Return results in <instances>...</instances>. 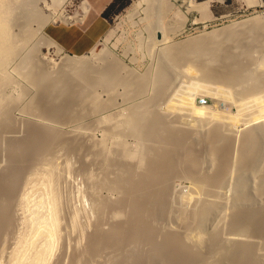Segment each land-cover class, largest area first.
I'll use <instances>...</instances> for the list:
<instances>
[{"label": "rangeland", "instance_id": "374dc122", "mask_svg": "<svg viewBox=\"0 0 264 264\" xmlns=\"http://www.w3.org/2000/svg\"><path fill=\"white\" fill-rule=\"evenodd\" d=\"M7 1L8 2L10 1L9 3L13 4L12 0H6V3H8ZM127 1H126L125 6L122 9H118L117 7H115L113 10H111V12L109 13V17H110L109 29L106 32V34L95 45V47H93L94 48L93 51H95L94 53H99L100 51H102V54H103V55L101 54L102 57L101 56L98 57L97 55L94 56L92 53V50H90L87 54H84L81 56H73V55H70L69 53L65 52L60 47H59V49H61V50L59 51L58 48H56L55 46H53L51 44H49L48 46H46V45H43V47L41 46V49H39L40 52L33 50L30 53V55H27L28 54V48L33 46L34 42L36 43V40H38L39 37L44 36L45 40H47V41L51 40L50 38H48L44 34V32H43L44 28H43L41 31H39L37 33V35L34 36V38H33L34 40L32 39L31 44H29L28 47H25L26 49L24 47H22L20 51H17V52H15V55L14 54L12 55V58L11 57L9 58L8 64L6 66V72L8 73L10 80L7 82V86L5 84V86L2 87L1 93H3V94L0 93V95H1L0 99L1 100H3L2 99L4 97L3 95H5V97H6V100L4 101L6 103V105H4L5 104L4 102H3L4 104L2 103L3 109L5 108L4 109L5 112L3 111L4 113H2V115L0 116V118H2V119H0V125H1L0 126L1 127L0 133H1L2 128L4 129L3 125L6 126V124H7V127H5L4 130H2L3 131L2 133L4 134V132H5V135L8 134V137L6 135L7 138L4 135H3L4 137H2L3 139L5 138L4 139L5 141H7L6 143H4V145L2 144V146H1V143L4 140L3 141L0 140V149L3 151L2 152L0 150V153H2V154H0V166H1L0 176L3 174L5 176L6 174L9 173V172L8 173L6 172V168H5L7 166L5 161H8V159L6 157L7 156L6 153L8 151L12 152V153L14 152L15 156L16 155L20 156L22 154L23 156L22 155L21 156L25 157L30 152V150H29L30 147L35 143V145L33 146V150H36V148H40V150H43L44 152L43 153L39 152V155H41V156L36 155L37 160L33 159L34 162L33 163L31 162L32 166L30 164H29L28 168L23 166L24 169L23 168L21 169V171H23L21 174H19V172H21V171H19V172L16 171L15 173H18L19 176L15 175L14 176L15 178L14 177L11 178L12 177L11 173H9V176L8 175L6 176V178L7 177L9 178L11 176L10 177L11 179H8L9 181H7V184L4 182L5 183L4 185L6 187H9L10 185L13 184V186H15V187L13 188L12 192L8 193L9 194L8 196H10V197H7V201L6 200L4 201V199H6L5 197H3L4 195L2 197H0V201H1L0 202V209H1L0 211H3L5 214V215H3L1 213V215L6 216L8 214L6 217H9V218L11 217L10 220L8 221V226H10L9 229L7 228L8 227L7 226L5 228L7 231L4 229V231H5V232H3L4 234L0 233V264H12L13 261H11V259L14 260L13 256H16L14 254L18 255L20 253V251H21L20 254L26 253V251L28 250V249H26L27 243L29 244L27 248L30 249V250H28L30 252L27 251L28 256L30 255L29 258H28V256H27V258L30 261L32 260L31 257L34 258V256H33L34 252L36 253V251H37V249H39L40 245L44 244L43 241L45 242V239H43V238H45V237H43L41 239L40 236H42V235L37 236V234H35V230H33V228L35 229V227L32 226L35 224L33 223L34 221H31V220H32V218L36 217V215L40 216L42 214L44 216V215L48 214L49 213L48 210L50 211V209H51L50 207H52V205H53V204H51L53 198H54L53 200L57 201L55 203L57 204L56 208H58V210H57L58 211L57 212V214H58L57 215V221H59V222H57V225H56L57 228L55 227L57 229V232L55 229V235H54L53 244H52L53 249L50 253V256L51 255L52 256L50 257L48 255L49 257H47L46 262H44V264H72V263L73 264L74 263H76V264H108L109 263V264H111L110 257L113 258L112 253H111V256L106 255V254H110V253H107L108 251L106 250L107 251L106 253L103 254L102 253L103 251H102V252H100L101 253L100 256L98 255L95 258V255H93L92 257H94V258H92L90 256L91 255L90 253H92V252H90V253L88 252L90 254L88 256V253H87L88 250L86 249V247H88V249H90L88 246V245H90L89 240L94 236V234L96 232H98L96 234L100 233V235H102V236H103V234L106 233L107 237L110 236L112 238V232H110L111 235L109 233V231L114 228V227L112 228V225L115 226V224H117L119 222L122 223L125 221V219H127L126 214L123 215L124 217H126L125 219L123 216H122L123 218L118 219V217H115L109 213H107V214L104 213L102 216V215L97 213V211L94 208V206H95L94 204L97 200L98 201L103 200V202H106L107 200L113 201V199H114L116 202V198L117 199L122 198V197L121 198L118 197L119 193H113V191L111 189H110L111 190L110 191L109 189L106 188V186L104 187L103 183H104V181L105 182L110 181L111 179H112L111 182L114 181L115 178L120 175V174H118L117 170L119 172H121L123 169L124 170L127 169L126 168V165H127L126 162L130 163V161L132 162V160H133V163L136 162L135 158H131L129 160L125 159L126 162L124 161V159H122V157L120 158V155L117 152L120 153L121 148L119 145L116 144L115 141H118V139L122 138L124 143H125V141H127L126 142L127 145L130 144V145H128V148L130 147L132 150L137 149V146H135V143H137V139H136L137 137L132 135V133H129V135L127 133V135L124 136L125 134L123 133L124 135H122L121 132L123 130H121V129L126 127V126L124 127V122L126 123V121H125V120H127L126 116H128V114L130 113L131 108L133 106H135L136 104L137 105L140 104L141 101L143 103H145V101H148L145 104L153 102L152 105L154 108L152 107V111H151L152 116H151V113H150V116L154 117V118H155V116H156V118H158V116H161V117L164 116L163 118H164L165 124H161V125H163V128H165V125L167 123V125H169L171 127L177 126V128L175 127L176 129L174 128L175 130L181 131L182 133L187 135V137L189 139V141L187 139V144H186L187 147L188 148L189 147L194 148V149H192V151L193 150L195 151L193 156L197 157V158L194 157V159L198 160L200 157V159L202 161L201 164L203 163L202 166L204 168L203 169L202 166L200 165V161H199L200 159L198 160L199 163L197 161H196L197 163L193 162L194 165H193V163L191 164L188 162L187 163L188 165L186 164V167L188 169H190L191 172H192V170H194L195 173L197 171V173L200 174V175L197 174L198 175L197 176L193 172V174H195V176L197 178L195 177L193 179L194 181L193 180L191 181V179L189 177H187V179L185 180L186 176L180 174L183 172L184 168L180 167V166H178L179 168L177 167L178 172L177 173L175 172L177 175H175V177H173V181H170V184H171V182H173V184L170 185L171 189L169 188V193H171L172 195L168 194L169 200L171 199L170 200L171 202L169 201L170 206L174 211H171L172 213H170V219H169V213H168V216L164 217V219H162L163 218L162 217L159 220H157V221H161L163 223L162 224L161 222H157L158 227H157V223H156V228H157V231L159 232L158 237H157L158 240H159V238L161 239V237L164 235L163 233H165V234L169 233V231L171 232V230L176 231L178 229L179 231H176V233L179 232V234L180 233L182 234V232L184 231V230H182L183 229L182 227H184L183 221H184V225L189 221L187 218L188 217L187 215H190L189 212L191 213V209L194 208V206H195V202H193V201H191V203L184 201V197L182 195H184V196L188 195L189 191L191 193L193 191L192 189H195L196 180L202 179V175L204 176V175H208L210 173L212 174V170L214 171V169H215V167L214 166L212 167L211 165H216V162L213 163L215 160H213V158H210V156L206 157L208 155L207 151H206L207 149L204 150L206 148V145H203L206 142L205 139H203V138L205 136L207 137V133H209L212 130V127H214L213 126L214 122L211 121L210 119L206 120V118H202L200 120L197 119L195 121H192L191 119H189L190 117L187 118L186 115H184L182 113L178 112V114H177L176 111L174 113V111H172V110H170V111H172V112H170L169 109H167L166 104L169 101L175 103V100H173V99H174V97H175V99H177L178 96L176 98V95H178L180 92L185 91V93L187 94L190 92L194 93L195 92L194 90H196V93L199 92V94H197L195 97V103L198 106L212 107L213 110H220V111L224 110L225 113H228V114L230 113L231 115H237L238 111H236V109H237V107L239 109L238 104L240 102H243L246 104V102H247L246 99H245L246 102H244L245 100H242V101H240V99L237 100L238 96H241V98L244 97L243 94L246 92V91H244L246 82H243L240 85L235 84V85H238L237 87L235 85H233V87H236V88L232 87V93H231V90H229V89H231V87L224 86V88L226 87L228 89L227 91H224L225 89L223 88V85H221V84L219 85L217 82L218 80H216L215 77H218L219 76L218 74H220V72L223 75L229 74V73L230 74L232 73L234 75L237 72L241 73L242 71H240V69H242V70L246 69L247 66L252 65V63H255L257 61L256 55H258L257 48L260 46L259 44H264V39L262 38L260 40L261 43H259V44L256 43L257 40H256V37L254 36L256 34V32H254V34L253 33H247V32H246L247 34L242 33L241 35H238L236 37V39L234 37L233 39H230V40H224L221 37L214 38L213 36L215 35V33L220 34L222 32L224 33V31L225 32L228 31L229 29H233V28H235V25H237V23L240 24V21L241 22L246 21L247 19H250L251 17H253L257 14H260V12L264 9V7L263 8L247 7L242 0H224L222 3H213L210 8L205 9V11L199 15L198 13L193 12V11L188 12L187 5L183 4V2H181L182 0H172L175 3L176 8H179V9L174 8V9H176L175 13L177 12V13H179L178 15H181V16H179V18L183 17V16H184V18L183 19L178 18L179 19V21H178V19H175L178 16H175V13L172 15L173 12L170 13L168 16L169 18L168 17L166 18L165 23L167 24V29L168 30L171 29L170 32L173 29L175 31L171 32L172 34L169 32L168 41L160 42L161 44L160 43L159 44L158 43L152 44V40L150 38L151 32H149L150 30H148L149 27L147 24L149 21V20H147L148 10H146V11L143 10L146 8V5L145 4L142 5L131 15V11H132L131 8L134 6L133 2H135L136 0H127ZM197 1H203V0H197ZM82 2H84V1L83 0H66V2L64 4H62V6L58 7L55 10L54 14H52L49 18H47V19H50L52 17L46 23V25L48 23H52V22L75 23V22L81 21L84 14L86 13V11H84V9H83V4H81ZM20 13L23 14L25 12L21 11L19 8L14 10V17L13 18H16V19H13L14 21H12V25H13L12 27H13L14 33L19 32V29H21V27H22V26H20V25H22L21 24L22 17L20 16L21 15ZM66 15L68 17H70L69 18L70 20L69 19L68 20L63 19L64 16H66ZM170 15L173 17L175 16L174 17L175 20L172 19L173 17L171 18ZM167 19H168V21H167ZM182 20H185V21H182ZM142 21H146L147 23L142 22ZM175 21L178 23L179 22L180 23L182 22V23L181 24L180 23L174 24L173 22H175ZM14 22H16V23H14ZM169 22H170V25H169ZM171 23H173V24H171ZM145 25H147V26H145ZM171 25H172V27L174 26L173 29L170 28ZM18 26H20V27H18ZM250 35L251 36L253 35V37H251ZM156 37H157V35H156ZM197 39L206 41L205 42L206 46L204 47L205 49L202 50V52H200L194 56H193V54L188 56L190 53L189 54L185 53V57H186L185 58L184 54H183L184 52H183L182 53L183 56L180 55V56H182V58H179V56L174 57V59H176L177 61L178 60H180V61L176 62V60H175V62H174L173 70H172L171 77H170V80L171 79L172 80L168 81L167 86L165 87L163 92H161L160 94L155 90H154L155 92L152 91L153 87L155 86V85L154 86L152 85V82L155 83V79L153 78V76L156 78L155 75H157V74L155 72H158L157 70L159 68V63H160L159 61H160L162 50H164L165 48H168L169 45L175 46V45H178L182 42H190L191 43ZM207 39H209V40L207 41ZM213 40H215V41H213ZM229 43H231V44H229ZM247 44H248V46H247ZM245 45H246V47H245ZM224 52H225V54H224ZM36 53H37V55L33 56ZM38 53H39V55H38ZM209 54H211V55H209ZM177 55H179V54H177ZM231 55H232V57H231ZM30 56L34 60H35L34 57H36V56H39L42 58L41 59L42 61L40 60L41 62H39L41 68L38 66L39 65L38 61H37V63L32 64L33 61L31 59H29ZM65 56L71 57L73 59H77L76 57H82L83 59H88V60H90V62L92 64L91 65L92 69H94V68L95 69L91 70L90 71L91 73L89 72V75L84 74V73L81 74V72L76 71V70H64L63 67L62 68L60 67L59 60H60V58H63ZM235 57H237V58H235ZM99 58L102 60H100ZM28 59H29V63L31 61V64H32V65L28 64L29 67L26 65L27 64L26 62H28L27 61ZM181 59H182V61H181ZM218 59L223 63H221ZM229 59L231 60V62ZM111 60L114 62V64ZM9 62H10V64H9ZM34 62H36V60ZM23 63H24V67H23ZM41 63H43L44 65ZM34 64H36V65H34ZM234 64H235V66H234ZM110 65H112V66H110ZM223 65H224V67H223ZM100 67H102V68H100ZM244 67H246V68H244ZM97 69H98V71L104 70V71H102V75L96 74ZM197 69H198V71H197ZM200 69H201V71H200ZM226 69H229V70L227 71ZM17 71H20V72H17ZM67 71L69 73L70 72L71 73L69 74V73H67ZM211 71H213V72H211ZM73 72H75V73H73ZM149 72H150V75H149ZM189 73L190 74L192 73L191 74L192 77L190 76ZM256 73L254 74L255 76H257ZM258 73L260 74L261 71L259 70ZM144 74L148 77L146 78ZM85 76H87V77H85ZM149 76H150V78H149ZM220 76H222V75H220ZM139 77L142 79H140ZM42 78H44V79L42 80ZM145 78H146V80H145ZM135 79L138 81H136ZM147 79H148V81H147ZM203 79H204V81H201ZM141 80H142L143 84L146 83L144 85L145 86L144 91L143 92H137L136 87L139 86V83H140L139 81H141ZM179 80H181V81H179ZM209 80L210 81L212 80V84L209 83L210 82ZM42 81H43V83H42ZM108 81H110V82H108ZM104 82H106V83H104ZM130 82H131V84H130ZM192 82H193V84H192ZM253 82L251 80L248 82V84L250 85V83L252 84ZM90 83H93V85H94L93 91L91 92L92 94L90 92H88L89 90H84L85 88L87 89V86ZM199 83H201V84H199ZM204 83H207L209 85L211 84V86H213L214 89H217V91L221 90L222 93L219 94L220 96H218V97L216 96L215 98L208 97L206 95V91H205V93H203V95H201L202 94L201 92L204 90V86H202V84H204ZM82 84H83V86L85 85L84 88H83V86L81 87ZM111 84H113V85H111ZM121 84L123 87H129L130 89L129 88L124 89L121 86ZM193 85H194V87H193ZM252 85H250V86H252ZM195 86H196V88H195ZM201 87H203L202 88L203 90H200ZM242 87H243V89H242ZM249 87H247V90L251 91L252 88L250 89ZM40 88H42V89H40ZM218 88H223L224 90L218 89ZM171 89H172V91H171ZM233 89H234V92H233ZM127 90H128V92H127ZM237 90H239V91H237ZM86 91L88 93H86ZM134 91H136V93ZM42 93H44V94H42ZM133 93H135L136 95ZM141 93H142V95L140 96L139 94H141ZM143 93H144V95H143ZM124 94H126V95H124ZM246 94H247V92H246ZM134 95H135V97H133ZM173 95H174V97H173ZM116 96H117V98H116ZM157 96L160 97L161 99L158 100ZM5 97H4V99H5ZM155 97H157V98H155ZM94 98H98V99H94ZM165 98H167V99H165ZM171 98H173V99H171ZM150 99H152V102H150ZM154 99L157 101V103H156V101L155 102L153 101ZM203 100L205 101V103H203ZM229 100H230V102H229ZM248 100H250V99H248ZM231 101L232 102L237 101L238 103L237 102L232 103ZM251 102L248 101V103L246 104L247 109H245V112L243 111V113H246V114H243L244 116H247V115L251 116L252 114H254L255 109L252 108L253 106L251 107V105H252ZM154 103H156L157 105L155 106ZM250 103H251V105H250ZM236 104H237V106H235ZM94 105L96 106V108ZM111 105H113V106H111ZM92 107H93V109H92ZM123 108H125V109H123ZM249 108L253 109L254 111H252ZM128 109H129V113H128ZM165 112H167V113L165 114ZM169 115H170V118H167V116L169 117ZM241 115L242 114H240V116H239V117H242V118H240V122L243 123V118L245 120L247 118L243 117V115L242 116ZM8 116H10V117H8ZM150 116L147 118V121H145V123L149 121L148 120L149 118L152 121H154V118H151ZM171 117H173V118H171ZM8 118H11V120ZM156 118H155V120H156ZM248 118H250V117H248ZM165 119H167V120H165ZM171 119H173V120H171ZM120 120H122V121H120ZM11 121H12V124H14V125L11 124ZM207 121H210V122H207ZM211 122L213 125H211ZM240 122H239V118H238V123H237V125H239L237 128L238 130L239 129L241 130L244 128L240 125ZM3 123H6V124H3ZM122 123H123V125H122ZM148 123H146V124L148 125ZM209 124H210L211 128L209 127ZM8 125L10 127H14V126L15 127H14V129L11 128L12 130H10ZM160 126L158 128L159 131L161 130ZM179 126H180V128H179ZM187 126H188V128H187ZM189 126L192 127V129L194 128L195 130L194 129L192 130ZM223 126H226V124L222 125L221 133H225V135H226V133L231 134L230 135L231 139H232V137H234V139H235V136H233V135H236V134L232 133V131L231 132L228 131V130H230V128H228V127L223 128ZM18 127L19 128L24 127V128L19 129ZM183 127H185V128H183ZM195 127L196 128L199 127V128L196 129ZM163 128H162V130H163ZM186 128H187V130H185ZM209 129H210V131H209ZM226 129H227V131H225ZM119 130H121V132ZM35 131H38L37 132V133H39L38 137H36L37 134L33 135L34 137L32 136V134H29V133H35ZM118 131L121 133V135ZM124 131L128 132V131H126V129ZM10 132H11V134H10ZM240 132L241 131H239V133L237 134L238 136L240 135ZM112 133H114V135H112ZM192 133H195V134H192ZM117 135L118 136L120 135L121 137L119 136L120 138H118ZM123 136H124V138H123ZM159 136H160V134H159ZM226 136H228V135H226ZM230 136H228V137L230 138ZM133 137H135V139H133ZM160 137H162V136H160ZM191 137H193V138L195 137V138L193 139ZM190 139H193V141L194 140H196V141L193 142ZM198 139H200L201 141L204 140L203 141L204 143L203 142L200 143L201 141ZM99 140H100V143H99ZM112 140H113V142H111ZM190 141L193 143H191ZM29 142H33V143H31V145H30V144H28ZM103 142H105V143H103ZM196 142L197 143L199 142L200 145L196 146V144H197ZM194 143H196V144H194ZM101 144H103V145H101ZM191 144H194L193 147ZM112 145H114V146H112ZM4 146H6V147H4ZM44 146H47L46 150H44ZM102 148L103 149L106 148L105 151H103ZM201 150H202V152H201ZM5 151H7V152H5ZM114 151H117V152H114ZM203 151H205V152H203ZM104 153H105V155H104ZM112 153L115 154V156H112L113 155ZM199 153L202 155L207 154L206 156H202V158L204 159L206 157L205 159H207V158L208 159L204 161L201 158V155ZM203 153H205V154H203ZM110 154H112V155H110ZM1 155H3V156L1 157ZM28 155H30V153ZM108 155H110L109 159H108V157H109ZM19 156H16L15 159L14 158L13 159L16 161V159H18ZM21 156H20V158H21ZM103 156H105V158ZM116 156L118 157V159H115ZM5 158H6V160H5ZM209 158H210V160L212 159V164H211V161L209 160ZM1 159H3L4 162ZM14 160H12V161H14ZM108 160H110V161H108ZM115 160L116 161L119 160L118 161L119 164H118V162H115ZM209 161H210V164H209ZM113 162L115 163L114 165H112ZM123 162H125L126 164ZM107 164L109 166H107ZM123 164H124V166H123ZM105 165H106V167H105ZM117 165H119V166L122 165L123 169L122 168L120 169V167ZM104 167L105 168L109 167V168L105 169ZM47 169L50 171L48 172ZM52 170H53V172H52ZM201 170H202V172H201ZM204 170L206 173L204 172ZM46 171L48 172V174ZM209 171H211V172L209 173ZM106 172H107V175H105ZM50 173H51V175H50ZM115 173L118 174V176ZM258 173L254 174V175H257V176L260 175V173L259 174ZM234 175H236V172ZM248 175L250 176V179L252 178V180H253V181L251 180V183H253L254 180L257 182V180L260 178L259 177L256 179L255 178L256 176L251 175V173H249V174L244 173L243 176L248 178L247 177ZM4 176H3V178L1 176L0 179L2 178V180L5 181L6 179L4 178ZM177 176H182V180H181V177H177ZM199 176H200V179H198ZM26 177H27V179H26ZM244 177H242V179H246ZM16 179L18 181H16ZM248 179H247V182L250 181ZM11 180H12V182L15 181L16 184L12 183V184L8 185V183H10ZM46 180H47V182H46ZM234 180H235V178H234ZM90 182H91V184H90ZM229 182L228 183L231 184L232 180L231 181L229 180ZM256 182H254V184ZM0 183H1V180H0ZM2 183H3V181H2ZM97 183H98V186H97ZM229 184H228L227 188H230L229 186H231L232 187L231 190H233V186L229 185ZM254 184H252V185H254ZM48 185H50V186H48ZM91 186L93 189L91 188ZM171 186H173V188ZM190 186L191 187L193 186L194 188L191 189ZM100 188L101 189L104 188V189H102V191H101ZM227 188H226V190H223L224 191L223 195H219V197H218V199L220 198V196L222 198V199L221 198L220 199L222 200L223 203L220 201V199L218 200L221 202L220 203L221 207L224 203H225V205L227 204L228 206H229V203H231V196H232L233 192H231ZM228 191H230V192H228ZM26 194H27V196H26ZM20 195H22V196L25 195L26 200L21 199L22 196L20 197ZM228 195H229V197H228ZM57 196L59 197V200H58ZM120 196H121V194H120ZM180 196H181V199H178V198H180ZM255 196L256 197L259 196V197H257V198H259L258 202H261L264 204V200L262 201V199H264V195L262 193H261V195L255 194ZM182 197H183V199H182ZM45 198H46V200H44ZM95 198H97V199H95ZM105 198H106V201H104ZM223 199H224V201H223ZM10 200H11V202H10ZM21 200L24 202H21ZM39 200H40V202L42 201L43 206L42 205L39 206V204H38ZM177 201H179V204ZM215 201H216V199H215ZM185 202L188 204H186ZM261 203H260V205H261ZM227 205H226V207L224 206V209H221V211L219 212V214H221L220 217L218 214L216 215V217L214 215V218H217V216H218L217 220L213 219V217H211L213 220V224H212L211 218L208 221L209 224L207 223V227H209V229H208V231H209L211 229L210 225L213 226V225L217 224V223L214 224V222H215L214 220H216V222H220V221L221 222L223 221L224 223L226 222L225 224L223 222L222 223L220 222L217 224V226L215 225V229H216V231L218 230V232H215L213 230L214 227H212V231H214V232H212L210 230V232L213 234L217 233L216 234L217 236L214 234L215 239L213 242H212V240L214 238L213 237L214 235L212 234L213 238L211 237V239H210L212 244L217 243V241L219 243L220 242L219 240L223 239L222 236H224V239H226V240L223 239L224 242L228 241L227 238H225V237H228V235L226 233H228L230 231L227 228V226H228L227 224H229L228 220L230 219V217L227 216L228 213H227V215H226V213H223L224 211L227 212L228 209L227 210L225 209V208H229V207H227ZM38 208L40 211L38 210ZM178 209L179 210L181 209L182 211H179ZM183 209L185 210L184 214L182 213V212H184ZM177 210H178V212H177ZM41 211H43V212H41ZM186 211H187V213H186ZM106 212H109V211H106ZM174 212H175V214L177 212V214L176 215L173 214ZM32 214L35 216H33ZM75 214H76V217H74ZM223 214L225 215V217ZM97 215H100V216H98L99 218L97 217ZM111 215L113 216V218L115 217V219H113V221H112ZM166 215H167V213H166ZM231 215H232V213H230V216ZM91 216H93V217H91ZM177 216H178V218H177ZM179 216H182V217L180 218ZM183 216L187 220H185V218H183ZM28 217H29V219H28ZM73 217L76 219V221L74 220L76 222V224H75V222L71 223L73 220L72 219ZM173 217H175V219ZM221 217L222 218L224 217V219L226 218V220L221 219ZM86 219L87 220L89 219V220L87 221ZM100 219H101V221H100ZM114 220H116V221H114ZM121 220H123V221H121ZM181 220H183V221H181ZM174 221L176 223H174ZM180 221L182 223V227H181ZM210 221H211V223H210ZM9 222H11V223H9ZM159 223H160V225H159ZM9 224H12V225H9ZM98 224H99L100 228L98 227ZM161 225H162V228H159V227H161ZM171 225H173V226H171ZM221 225H223V226H221ZM72 226H74V227H72ZM220 226H221V228H220ZM180 227H181V229H180ZM169 228H170V230H169ZM171 228H175V229H171ZM79 229H81V230H79ZM158 229L161 231H159ZM163 229H167L169 231L165 230L162 233ZM220 229H222L221 230L222 232L220 231ZM73 231H75V232H73ZM101 231L103 234L101 233ZM31 232H33V233H31ZM78 232H80V233H78ZM221 233H223L222 236H220ZM66 234H67V236H66ZM92 234H93V236H92ZM155 235L157 236L156 233H155ZM218 235L221 238H218L219 237ZM86 236L87 237L91 236V238L90 237L87 238ZM230 237H231V235L228 238H230ZM21 238L24 240H22ZM216 238H217V240H216ZM57 239L59 242L57 241ZM243 239L244 238H242L240 240L245 241ZM26 240H27V242H26ZM28 240H32V241L29 242ZM223 240H221V242H223ZM246 241H247V239H246ZM22 242L24 243V245ZM31 242H33V243H31ZM30 243H31V247L33 246L32 248L30 247ZM208 243L210 244V242H207V244ZM231 243L233 244V241H231ZM223 244L226 246L227 242H226V244L225 243H223ZM25 245H26V247L24 250ZM208 245L206 246V248L208 247ZM21 246H23V247L20 248ZM229 246H231V244ZM33 248H35V249L37 248V249L35 250ZM206 248L204 247L205 251L207 250ZM16 249H17V252H15ZM31 250L33 251V253ZM94 251L97 252V250H94ZM110 251H112V250H110ZM27 253H26V255H27ZM205 254H207V253H205ZM209 256H210V253H209L208 259H207L208 263L212 262L211 260H213V262L215 260L218 261L217 256L211 255V257L214 256L213 257L214 259H212ZM88 257L91 259H88ZM215 257L217 259H215ZM206 258H207V256H206ZM210 258H211V260H209ZM109 259H110V261H109ZM213 262H212V264H213Z\"/></svg>", "mask_w": 264, "mask_h": 264}, {"label": "bare ground", "instance_id": "6f19581e", "mask_svg": "<svg viewBox=\"0 0 264 264\" xmlns=\"http://www.w3.org/2000/svg\"><path fill=\"white\" fill-rule=\"evenodd\" d=\"M222 1L223 0H203V1L182 0L181 2H183V4L187 5L188 12L189 11H191V12L193 11V12H196V13H198L200 15L201 13H203L205 11V9L210 8L213 3L222 2ZM243 1H244L245 5L247 7H261V8L264 7L263 0H243ZM65 2H66V0H12L13 4H10V3L8 4V3H6V0H0V93H1L2 87L5 86V84L7 86V82L10 80V78L8 76V73L6 72V66L8 64L9 58L10 57L12 58V55L13 54L15 55V52L20 51L22 47H24V48L28 47L29 44H31L32 39L34 38V36L37 35V33L39 31H41L45 27L46 23L52 17L50 19H47V18H49L52 14H54L55 10L58 7L62 6V4H64ZM133 3H134V6L131 8L132 9L131 15L139 7H141L144 4L146 5L147 9L145 8L143 10L144 11L148 10L147 20H149V21H148V23L146 21H142V22H146L148 24L149 29L148 28L147 29L150 30L149 32H151V37L150 38L152 40V44H157V43L159 44L160 42L168 41V38H169L168 35H169V32H170L171 29H169V30L167 29V24L165 22H166V18L169 16L170 13L173 12L172 13V15H173L175 13V10L179 9V8H176L175 3L172 0H136ZM17 8H19L21 11H24L25 13H23V14L20 13L21 14L20 16L22 17V21H21L22 25H20V26H22V27H21V29H19V32H17V33L15 32L14 33V30H13V27H12L13 26L12 25V21H14L13 19H16V18H13V17H14V10L17 9ZM174 8H176V9H174ZM83 9H84V11L87 10V4L86 3H83ZM178 14L179 13H177V12L175 13V16H178L175 19H178L179 16H181V15H178ZM172 17L173 16H171V18ZM174 17L172 19H174ZM69 18L70 17H68L66 15V16H64L63 19L64 20H68ZM181 18L183 19L184 16L180 17L179 19H181ZM179 19H178V21H179ZM167 21H168V19H167ZM182 21H185V20H182ZM14 23H16V22H14ZM173 23L175 24V23H178V22L175 21ZM173 23H171V24H173ZM169 25H170V22H169ZM20 26H18V27H20ZM145 26H147V25H145ZM173 27L171 25L170 28L173 29ZM173 31H175V30L173 29L171 32H173ZM246 32L247 33H253V34H254V32H256V34L254 35L256 37V40H257L256 43H258V44L261 43L260 40L262 38L264 39V9L260 12V14H257L255 16L251 17L250 19H247L246 21H243V22L240 21V24L237 23V25H235V28L229 29L226 32L224 31V33L223 32L220 33V34H216L215 33V35L213 37L214 38L221 37L224 40H230V39H233L234 37L236 39V37L238 35H241L242 33H246ZM156 35H157L158 38L156 37ZM251 37H253V35ZM208 40L209 39H207V41ZM48 41L44 39V36L39 37V39L36 40V43L34 42V45L28 48V54L27 55H30V53L33 50H36L38 52L39 49H41V46L42 47H43V45L48 46L49 44H51V45L55 46L56 48H58L59 51L61 50V49H59V46L56 43L52 42L51 40H48ZM213 41H215V40H213ZM205 42L206 41L197 39V40H194L191 43L190 42H182V43H180L178 45H175V46L169 45L168 48H165L164 50H162L160 61H159L160 62L159 63V68L157 70L158 72H155L157 75L154 74L156 76V78L153 76V78L155 79V83L152 82V85L153 86L155 85V86L153 87L152 91L155 90V91H157L160 94L161 92H163V90L167 86L168 81L172 80V79L170 80V77H171V73H172V70H173L174 62L176 60V59H174V57H178L179 56V58H182V56H183L182 53L183 52H184L183 53L184 57H185V53H187V54L190 53L188 56H190L191 54H193V56H194V55L202 52V50L205 49L204 48L206 46ZM229 44H231V43H229ZM259 45L260 46L257 48L258 55H256L257 61L255 63H252V65L247 66V68L244 67L246 69H243V70L240 69V71H242L241 73L237 72L234 75L232 73L223 75L220 72V74H218L219 76L215 77L216 80H218L217 81L218 84L219 85L220 84L223 85V88H224V86L231 87V89H229V90H231V93H232L233 85H235V84L240 85L243 82H246L244 91H246L247 94L245 92L243 94L244 97H242V98H241V96H238L237 100L240 99V101H242V100L246 99L247 102H246V100L244 101V102H246V104L248 103V101H250V102L252 101L251 102L252 105H251V103H250V105H251V107L253 106L252 108L255 109L256 112L253 109L249 108L252 111H254V114H252L251 116L247 115L250 118H248L247 116L243 115V114H246V113H243V111L245 112V109H247V106H246L245 103L240 102V101H239L240 103L238 104L239 109H238V107L236 109V111H238L237 115H231L230 113L229 114L225 113L224 110L223 111L213 110L212 107L198 106L195 103V97H196L197 94H199V92L197 91L198 93H196V90H194L195 91L194 93L190 92V93H187V94L185 93V91L184 92H180L179 94L177 93L178 95H176L174 93L176 95V98L178 96L179 99L178 98L175 99V97L173 95L174 99L173 98H171V99L175 100V103L169 101L166 104V107H167V109H169V111L172 110V111H174V113L176 111L177 114H178V112L182 113V114L186 115L187 118L190 117L189 119H191L192 121H195L197 119L200 120L202 118H206V120L210 119L211 121L214 122L213 123L214 125L211 122V125L214 126V127H212V130L210 131V129H209L210 132L208 131L209 133H207V137L205 136L203 138V139H205V141H206L205 143L206 144L203 142L204 140H202V141L200 139H198V140L201 141V142L199 141L200 143L203 142L204 143L203 145H206V148L204 150L207 149L206 151H207V154H208L207 155V154L203 153L205 155H202V154L199 153L201 155V158H202V156H206V155H207L206 157L210 156V158H213V160H215L213 163L216 162V165H211V166L212 167L214 166L215 169H214V171L211 169L212 170V174L210 173L211 171H209L210 174H208V175H204L203 176L201 174L202 175V179H200V176H199L198 179H200V180H196V183L194 182L196 184L195 185V189H192L194 187L190 186L193 191L190 189L192 191L191 193L189 191L188 195H186V196L182 195L184 197V201H187V202H190V203H191V201L195 202V206L193 205L194 208H192L193 210L191 209V213L189 212L190 215H187L188 216L187 218H188L189 221L188 222L186 221L187 223L185 222L186 224L184 225V221L181 220V221H183V226L184 227H182V223L180 221L181 227L183 228L182 230H184L182 232V234L181 233L179 234V232L176 233V231H179L178 229L176 231L171 230V232L169 231L170 228H169V230L163 229L162 233L165 230L169 231V233H166V234L163 233L164 235L161 237V239L159 238V240H160L159 241L158 238H157L159 232L157 231L156 223L157 222H161V221H157V220H159L162 217H163L162 219H164V217L168 216V213H169V219H170V213H172L171 211H174L171 208V206H170L169 201L171 199L169 200V198H168L169 195L168 194L172 195L171 193H169V188H170V185L173 184V182H171V184H170V181H173V177H175V175H177L176 174L178 172L177 171V167L178 166L183 167L184 170L182 169L183 172L181 171L182 173H180V174L186 176V178L183 176L185 178V180L187 179V177H189L191 179V181H192L196 177L195 174L197 175L199 173H197V171L195 173L194 170H192V172H191V170L186 167V164L188 162L191 163V164L193 162L197 163L198 160L200 159V157H199L198 160L194 159L195 156H193V154L195 153V151L194 150L192 151V149H194V148H191V147L188 148L187 147L186 144H187L188 137H187L186 134L182 133L181 131L175 130L177 128V126H175L176 128L173 127V126L171 127V126L167 125V123H166L165 128H163V125H161V124H165V121H164V118H163L164 116L162 114L161 115L163 117L158 116V118H156V116L153 114L155 116L156 120H155L154 117H151L152 116L151 111H152V107H153L152 99H150V102H152V103L145 104L148 101H145V103H143L141 101V103H142V104L140 103L141 105L140 104H138V105L136 104L135 106L132 105L134 108L133 107L131 108L130 113H129V109H128V113L130 115L128 114L129 117L126 116L127 117L126 118L127 120H125L126 123L124 122V127L125 126L126 127L121 129V130H123L122 132H121V130H119V131L122 133V135L125 134L124 136H126L127 133H128V135H129V133H132V135L137 137L136 138L137 139V143H135V146H137V149L136 150H132L129 147L131 149L130 150L128 148V145H130V144L127 145V143H126L127 141H125V143H124L122 138H120L121 137L120 136L121 133L118 131L120 133V135H119L120 137L118 135L117 136L120 139H118V141H115V142H116L117 145L120 146L121 151L119 150L120 153L117 152V151H114V152H117L120 155V158L122 157V159H124V161H125V159L129 160L131 158H135L136 162L134 161L135 163H133V160H132V162L130 161V163L125 161L127 163V165H126L127 169H125L126 171L123 169L122 165H120V166L117 165V166L120 167V169L122 168L124 171L120 170L121 172H119L117 170L118 174H120V175L118 176V174H116L117 173L116 172L115 174L118 177H116L114 181L111 182V180H112L111 179L110 181H106V182L104 181V183H103L104 187L106 186L107 189H109V190L111 189L113 191V193H119L118 197L119 198L122 197V198L121 199H117L116 198V202H115L114 199H113L114 202L112 200L111 201H108V200L106 201V198H105L104 201H106V202H103V200L102 201H98L97 200L95 202V204H94L95 205L94 206L95 210L97 211L98 214H100L102 216H103L104 213H106V214L109 213V214H112L115 217H118V219H119V218H123L124 217L123 215L126 214L127 215V219H125L126 217H124V219H125L124 222H122V223L119 222V223L115 224V226L112 225V228L113 227L114 228L109 231V233L112 232V238L110 236H109L110 238L107 237V234L106 233H105L106 235L103 234L102 231H101V233L103 234V236L100 235V233L96 234L98 232H96V233L94 232L95 234H94V236L92 234V236H93L92 238H91V236H89L91 238L90 240L88 239L89 242H90V245H88L90 249H88V247H86V249L88 250L87 253L88 252L89 253L92 252V253H90L91 255L88 253V256L90 255L92 257L93 255H95V258H96L98 255L99 256L101 255L100 252L103 251L102 253L104 254V253H106L108 251L107 253H110V254H106V255H110L111 256V253H112V257H113V258H111L109 256L110 259H111V264H210V263L212 264L213 260H211V258L214 259L213 258L214 256L211 257V255H215L218 258V261L215 260L213 262V264H264V204L261 203V202H258L259 198H257V197H259V196H257V197L255 196V194L261 195V193L264 195V44H259ZM247 46H248V44H247ZM245 47H246V45H245ZM93 50H94V48L92 49V53H93L94 56H96V55L98 57L101 56L102 51H100L99 53H94L95 51H93ZM177 54H179V55H177ZM224 54H225V52H224ZM35 55H37V53L34 54L33 56H35ZM38 55H39V53H38ZM180 55H182V56H180ZM209 55H211V54H209ZM36 57H34L36 62H34L35 60L32 59L31 56L29 57V59H31L33 61L32 64L33 63H37V61H38V63L42 61L41 57H39V56H36ZM231 57H232V55H231ZM76 58L77 59H73L71 57H66V56L63 57V58H60V60H59L60 67L61 68L63 67L64 70H76V71L81 72V74L84 73V74H87V75H89V72L91 70L95 69V68L92 69V66H91L92 64H91L90 60L83 59L82 57H76ZM235 58H237V57H235ZM29 59L27 60L28 62H26L27 66H28V64H31V61L29 63ZM100 60H102V59H100ZM178 61H180V60H178ZM178 61L176 60V62H178ZM181 61H182V59H181ZM230 62H231V60H230ZM221 63H223V62H221ZM9 64H10V62H9ZM41 64H43V63H41ZM113 64H114V62H113ZM34 65H36V64H34ZM112 65H110V66H112ZM38 66L40 67V63H39ZM234 66H235V64H234ZM23 67H24V63H23ZM223 67H224V65H223ZM100 68H102V67H100ZM198 69H197V71H198ZM201 69H200V71H201ZM226 70L228 71L229 69H226ZM259 70L261 71L260 74L258 73ZM102 71H104V70H99L98 71V69H97L96 74L102 75ZM17 72H20V71H17ZM211 72H213V71H211ZM67 73H69V72L67 71ZM73 73H75V72H73ZM255 73L257 74V76L254 75ZM191 74H190V76H191ZM149 75H150V72H149ZM220 75H222V76H220ZM85 77H87V76H85ZM145 77L147 78L148 76L145 75ZM146 78H145V80H146ZM149 78H150V76H149ZM43 79L44 78H42V80ZM140 79H142V78H140ZM251 80H252V82L254 81L252 83L253 85L250 83V85H252L253 87L248 84V82L251 81ZM136 81H138V80H136ZM147 81H148V79H147ZM179 81H181V80H179ZM201 81H204V79L201 80ZM108 82H110V81H108ZM139 82H140L139 86L137 85L138 87H136L137 88V92H143L144 91V87H145L144 85L146 83L143 84L142 80L139 81ZM42 83H43V81H42ZM104 83H106V82H104ZM209 83L212 84V80ZM130 84H131V82H130ZM192 84H193V82H192ZM199 84H201V83H199ZM204 84H202V86H204V90L202 89L203 87H201V89H200V90H203L201 92L202 94L200 93L201 95H203V93H205V91H206V95L208 97L215 98L216 96L217 97L220 96L219 94L222 93L221 90L217 91V89H214V87L211 86V84L210 85L207 84V83H204ZM111 85H113V84H111ZM238 85H235V86L237 87ZM82 86H83V84L81 85V87ZM121 86H122V84H121ZM84 87H85V85L83 86V88ZM193 87H194V85H193ZM236 87H233V88H236ZM243 87H242V89H243ZM247 87H249L250 89L252 88L251 91L247 90ZM93 88H94L93 83H90V84H88L87 89L85 88L84 90H89L88 92L91 93L93 91ZM123 88L126 89V88H129V87H123ZM195 88H196V86H195ZM223 88H218V89H223ZM40 89H42V88H40ZM224 89H223L224 91L228 90L226 87ZM171 91H172V89H171ZM237 91H239V90H237ZM88 92L86 91V93H88ZM127 92H128V90H127ZM134 92L136 93V91H134ZM233 92H234V89H233ZM135 93H133V94H135ZM1 94H3V93H1ZM42 94H44V93H42ZM124 95H126V94H124ZM135 95L133 97H135ZM139 95L141 96L142 93L139 94ZM143 95H144V93H143ZM3 96L5 97V95H3ZM4 97L2 98L3 100L0 99V116L2 115V113L5 112L4 111L5 108L3 109V106H2L5 103L4 101L6 100V97H5V99H4ZM157 97H155V98H157ZM98 98H94V99H98ZM116 98H117V96H116ZM159 99H161V98L158 97V100ZM165 99H167V98H165ZM248 99H250V100H248ZM153 101L155 102L156 100L154 99ZM229 102H230V100H229ZM236 102L237 101L232 102V103H236ZM156 103H157V101H156ZM156 103H154L155 106L157 105ZM4 105H6V103ZM111 106H113V105H111ZM235 106H237V104ZM93 107H92V109H93ZM95 108H96V106H95ZM123 109H125V108H123ZM172 111H170V112H172ZM150 113H151V116H150ZM166 113L167 112H165V114ZM240 114H242L243 117H246L248 120L246 119L247 120L246 121L243 118V123L240 122V118H242V117H239ZM149 116L151 118H154V121H152L149 118L148 120L150 122L151 121L152 122L150 123L148 121L150 124L148 122H146V123H148V125H147L145 123V121H147V118ZM8 117H10V116H8ZM237 117L239 118L240 125L242 127H244L241 130L237 129L238 126H239V125H237V123H238V118ZM167 118H170V115H169V117L167 116ZM171 118H173V117H171ZM0 119H2V118H0ZM8 119L11 120V118H8ZM165 120H167V119H165ZM171 120H173V119H171ZM12 121H11V124H12ZM120 121H122V120H120ZM207 122H210V121H207ZM6 123H3V124H6ZM223 124L224 125L226 124V126H223V128H227L228 127V128H230V130H228V131H230V132L232 131V133L236 134V135L232 134L233 136H235V139H234V137H232V139H231V136H230L231 134H227L226 133V135L230 136V138H229L228 136L225 135V133H221V131H222L221 127H222ZM12 125H14V124H12ZM122 125H123V123H122ZM159 126H160V129H161L160 131L158 129ZM3 127L5 129V127H7V124H6V126L3 125ZM8 127L10 128V130H12L11 128L14 129L15 126L14 127H10L8 125ZM209 127L211 128L210 124H209ZM20 128H24V127H20ZM162 128H163L164 131L162 130ZM179 128H180V126H179ZM183 128H185V127H183ZM187 128H188V126H187ZM187 128L185 130H187ZM190 128L192 129V127H190ZM197 128H199V127H197ZM0 129H1V127H0ZM4 129L2 128V130H4ZM125 129L128 132H125L124 131ZM2 130H1V133L3 132ZM225 131H227V129ZM239 131H241V132H240V135L238 136L237 134L239 133ZM37 132L38 131H35V133H29V134H32V136L37 134L36 137H38L39 133H37ZM1 133H0V140L3 141L5 138L3 139L2 137H4V136L6 137V135L8 137V134L5 135V132H4V134L3 133L1 134ZM10 134H11V132H10ZM159 134L162 137H160ZM192 134H195V133H192ZM112 135H114V133H112ZM124 136H123V138H124ZM135 137H133V139H135ZM191 138H193V137H191ZM193 139H190V140L193 141ZM4 141L1 143V146H2V144L4 145V143L7 142V141H5V142ZM188 141H189V139H188ZM195 141L196 140H194L193 142H195ZM111 142H113V140ZM193 142H191V143H193ZM31 143H33V142H29L28 144L31 145ZM99 143H100V140H99ZM103 143H105V142H103ZM196 143H194V144H196ZM200 143L198 145L196 144V146H199ZM194 144H191L192 147H193ZM34 145H35V143L29 149L30 150V152H29L30 155H28L29 154L28 153L25 157H22L23 155L21 154L22 155V156L20 155L21 158H20L19 155H16V156H19V158L16 159V161L14 160L15 157H16L14 155L15 153L14 152L13 153L9 152L6 149L8 151V152L5 151V152H7L6 153V155H7L6 157H7L8 161H5V163L7 165L5 168H6V172L7 173L9 172V173L12 174L11 175L12 177L10 176L11 178H13L15 175L19 176V174H21L23 172V171H21L23 166L26 167V168L29 167V164L32 166V163L36 159V155H39V152L40 153L44 152L43 150H40V148H36V150H33V146ZM101 145H103V144H101ZM112 146H114V145H112ZM4 147H6V146H4ZM46 147L47 146H44V150H46ZM105 149H103V151H105ZM201 152H202V150H201ZM203 152H205V151H203ZM0 154H2V153H0ZM112 154H110V155H112ZM104 155H105V153H104ZM110 155H108L109 156L108 159L110 158ZM2 156L3 155H1V157ZM39 156H41V155H39ZM112 156H115V154H113ZM103 157L105 158V156H103ZM195 158H197V157H195ZM205 158L204 159L202 158V159L204 161L208 159V158L207 159H205ZM210 158H209V160H210ZM115 159H118V157L116 156ZM1 160H3V159H1ZM5 160H6V158H5ZM12 160H14V161H12ZM108 161H110V160H108ZM118 161L119 160H117V161L115 160V162H118ZM199 161H200V165L202 166L203 163L201 164V162H202L201 159ZM210 161H211V164H212V159ZM210 161H209V164H210ZM3 162H4V160H3ZM125 162H123V163H125ZM114 164L115 163L113 162L112 165H114ZM118 164H119V162H118ZM193 165H194V163H193ZM107 166H109V165L107 164ZM123 166H124V164H123ZM105 167H106V165H105ZM0 168H1V166H0ZM108 168L109 167H107L105 169H108ZM202 168H203V166H202ZM16 171H18V172L21 171V172H19V174H18V173H15ZM49 171L50 170H48V172ZM48 172H47V174H48ZM52 172H53V170H52ZM193 172L195 174H193ZM201 172H202V170H201ZM204 172H205V170H204ZM235 172H236V175H234ZM256 172L257 173L259 172L261 176L260 175H258V176L254 175V174H257ZM9 173L6 174L5 176H4V174L1 175L2 178L4 176V178L6 179L5 181L2 180V178L0 179L1 180V183H0V193H1L0 197H2L4 195L3 197L6 198V199H4V201L5 200L7 201V197H10V196H8L9 195L8 193L12 192L13 188L15 187V186H13L12 183L16 184L15 181L12 182V180H11V182L8 183V185H10V184H12V185H10L9 187H6L4 185L5 183L7 184V181H9L8 179H11L10 177L6 178L7 175L9 176ZM51 173H50V175H51ZM244 173H247V174L251 173V175L256 176L255 177L256 179L259 178V177L260 178L257 180V182L254 180V182H256L254 184V182L251 183L252 178L250 179L249 175L247 176L249 179L243 176ZM105 175H107V172L105 173ZM177 177H181V180H182V176H177ZM242 177H244L246 179H242ZM234 178H235V180H234ZM17 179H16V181H18ZM26 179H27V177H26ZM247 179L250 180L249 182L251 184L249 182H247ZM229 180L230 181L232 180L231 184H229L230 183ZM2 181H3V183H2ZM46 182H47V180H46ZM90 184H91V182H90ZM228 184L233 186V190H231V188H232L231 186H229L230 188H227ZM252 184H254V185H252ZM48 186H50V185H48ZM97 186H98V183H97ZM171 187L173 188V186H171ZM91 188H92V186H91ZM226 188L229 189L231 192H233V194L231 196V203H229V206L226 204L227 207H229V208H225L226 210L227 209L228 210H227V212H225V211L223 212V213H226V215L228 213L227 216L230 217V219L227 217L229 219V220L227 219L228 222H229V224H227L229 227L227 226V228L230 231L228 230L229 232L226 233V234L228 235V237L231 235V237L230 238L225 237V238H227L228 241L224 242V240H226V239H224V236H222L223 233H221L220 236H222L224 240L220 239L219 243L217 241V243L212 244V242L215 239V235L217 233L216 234L214 233L215 234L214 235L213 233L210 232V230L212 231V227H214L213 230L215 232H218V230L216 231V229H215V225L217 226V224L221 222V221L220 222H216V220L218 219V216H217V218H214V215L216 217V215L218 214L219 217H220L221 214H219V212L221 211V209H224V206L226 207L225 203L222 205V207L220 206L221 205L220 203L222 202V200H221L222 198L220 196V198H221V199L219 198L220 201H221L220 202V201H218L219 200L218 197H219V195H223V193H224L223 190H226ZM102 189H104V188H102ZM102 189H101V191H102ZM230 191H228V192H230ZM120 194H121V196H120ZM21 196L22 195H20V197ZM26 196H27V194H26ZM59 197H58V200H59ZM183 197H182V199H183ZM228 197H229V195H228ZM97 198H95V199H97ZM21 199L26 200L25 195H23ZM53 199H52V203H51L53 205H52V207H50L51 208L50 211L48 210V212H49L48 214H46L44 216L42 214L40 216L36 215V217H34L35 219L32 218V220H31V221H34L33 223L35 224V225H32V226L35 227V229L33 228V230H35V234H37V236L38 235H42V236H40L41 239L43 237H45V238H43V239H45V242L42 240L44 244L40 245L39 249H37L38 247L36 248L37 251H36V253L34 252L35 255L33 254L34 258L31 257L32 260L30 261L28 259L30 255L28 256V253H27V251L30 250V249L27 248L28 245H29L27 243V247H26V245L24 246V250H25V247H26V249H28L26 251L27 255H26V253L20 254L21 251L19 253L20 255L19 254L18 255L14 254L16 256H13L14 260L11 259V261H13L12 264H44V262H46L47 257L50 256V253H51V251L53 249V245L52 244H53V239H54V235H55V229L57 228L56 225H57V222H59V221H57V215H58L57 214V212H58L57 210H58V208H56L57 204L55 203L57 201H55ZM178 199H181V196ZM215 199H216V201H215ZM44 200H46V198ZM263 200L264 199H262V201ZM223 201H224V199H223ZM10 202H11V200H10ZM21 202H24V201L21 200ZM177 202L179 204V201H177ZM260 203H261V205H260ZM38 204H39V206H41L42 205V201L40 202V200H39ZM186 204H188V203H186ZM38 210H39V208H38ZM178 210H177V212H178ZM106 211H109V212H106ZM179 211H182V210L180 209ZM41 212H43V211H41ZM177 212H176V214H177ZM1 213L3 215H5V214H4L3 211H0V233H3V232H5L4 229L8 226V221L10 220L11 217L10 218L6 217L8 214L6 216H3V215H1ZM166 213H167V215H166ZM182 213L184 214L185 210ZM186 213H187V211H186ZM230 213H232L231 216H230ZM173 214H175V212ZM100 215H97V217L100 216ZM33 216H35V215H33ZM113 216L111 217L112 221H113V219H115V217L113 218ZM184 216H183V218L186 217V216L185 217ZM74 217H76V214L74 215ZM74 217L72 218L73 220H72L71 223L76 221V219ZM91 217H93V216H91ZM179 217L181 218L182 216H179ZM211 217H213V219H216V220H214L215 221L214 224L215 223H217V224H215L213 226L210 225L211 229L208 231L209 227H207V223H208V221H209V219ZM224 217H225V215H224ZM224 217L223 218L221 217V219L226 220V218L224 219ZM173 218L175 219V217H173ZM177 218H178V216H177ZM28 219H29V217H28ZM116 220H114V221H116ZM185 220H187V219L185 218ZM211 220H212V218H211ZM100 221H101V219H100ZM121 221H123V220H121ZM175 221H174V223H176ZM9 223H11V222H9ZM210 223H211V221H210ZM75 224H76V222H75ZM212 224H213V220H212ZM9 225H12V224H9ZM159 225H160V223H159ZM171 226H173V225H171ZM221 226H223V225H221ZM221 226H220V228H221ZM9 227L10 226H8L7 228L9 229ZM72 227H74V226H72ZM98 227H99V224H98ZM157 227H158V223H157ZM181 227H180V229H181ZM159 228H162V225ZM175 228H171V229H175ZM222 229H220V231ZM79 230H81V229H79ZM159 231H161V230H159ZM214 231H212V232H214ZM56 232H57V229H56ZM73 232H75V231H73ZM80 232H78V233H80ZM31 233H33V232H31ZM155 233L157 234V236L155 235ZM110 235H111V233H110ZM66 236H67V234H66ZM220 236L218 238H221ZM89 237H87V238H89ZM211 237L213 238L212 242L210 241ZM242 238H244L243 240H245V241H241L240 239H242ZM245 238L247 239V241H246ZM22 240H24V239H22ZM216 240H217V238H216ZM221 240H223V242H221ZM28 241L30 242L32 240H28ZM57 241H58V239H57ZM231 241H233V244L231 243ZM26 242H27V240H26ZM207 242H210V244L208 243L209 244L208 245ZM226 242H227V244H226ZM31 243H33V242H31ZM31 243H30V247H31ZM223 243H225L226 246ZM230 244H231V246H229ZM23 245H24V243H23ZM207 245H208V247L206 248ZM22 247L23 246H21L20 248H22ZM204 247L207 249L206 250L207 252L205 251ZM33 249H35V248H33ZM94 250H97V252L94 251ZM110 250H112V251H110ZM15 252H17V249L15 250ZM28 252H30V251H28ZM32 253H33V251H32ZM205 253H207L208 255L210 253L209 257H211V258L209 260H211L212 262H210V261H209L210 263L207 262L208 255L205 254ZM27 256H28V258H27ZM206 256H207V258H206ZM92 258H94V257H92ZM217 258L215 257V259H217ZM88 259H91V258L88 257ZM110 259H109V261H110ZM74 264H76V263H74Z\"/></svg>", "mask_w": 264, "mask_h": 264}, {"label": "crops", "instance_id": "0c3cea01", "mask_svg": "<svg viewBox=\"0 0 264 264\" xmlns=\"http://www.w3.org/2000/svg\"><path fill=\"white\" fill-rule=\"evenodd\" d=\"M83 1L81 4L86 3L87 10L81 21L75 23L52 22L43 29L48 38L73 56L87 54L93 49L109 29V13L111 12L109 8L113 4H117L116 7L119 4H126L127 0Z\"/></svg>", "mask_w": 264, "mask_h": 264}, {"label": "trees", "instance_id": "16d2710c", "mask_svg": "<svg viewBox=\"0 0 264 264\" xmlns=\"http://www.w3.org/2000/svg\"><path fill=\"white\" fill-rule=\"evenodd\" d=\"M117 4H113L110 8H109V11L113 10L115 7H116ZM125 6V4H119L118 5V9H122L123 7Z\"/></svg>", "mask_w": 264, "mask_h": 264}, {"label": "built area", "instance_id": "2783aa9c", "mask_svg": "<svg viewBox=\"0 0 264 264\" xmlns=\"http://www.w3.org/2000/svg\"><path fill=\"white\" fill-rule=\"evenodd\" d=\"M203 103H205V101L203 100Z\"/></svg>", "mask_w": 264, "mask_h": 264}]
</instances>
